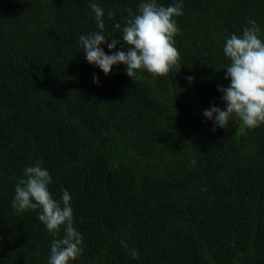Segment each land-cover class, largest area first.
I'll return each mask as SVG.
<instances>
[{
	"label": "trees",
	"instance_id": "obj_1",
	"mask_svg": "<svg viewBox=\"0 0 264 264\" xmlns=\"http://www.w3.org/2000/svg\"><path fill=\"white\" fill-rule=\"evenodd\" d=\"M92 3L119 38L141 0H0V264H49L38 210L12 207L37 161L54 197L72 196L83 236L73 264H264V123L203 116L225 107L226 40L250 19L264 39V0H183L176 65L135 80L86 61Z\"/></svg>",
	"mask_w": 264,
	"mask_h": 264
},
{
	"label": "clouds",
	"instance_id": "obj_2",
	"mask_svg": "<svg viewBox=\"0 0 264 264\" xmlns=\"http://www.w3.org/2000/svg\"><path fill=\"white\" fill-rule=\"evenodd\" d=\"M90 6L98 30L79 37V45L90 65L105 75L123 65L127 76L133 80L138 79L142 71L154 77L165 75L176 65L179 52L174 37L179 28L175 17L183 15V0L167 6L159 0H141L119 38H109L105 34L104 10L96 3ZM248 25L251 26H245L242 35L233 33L224 45L223 52L230 60L224 71L229 83L227 87L218 86V91L222 93L225 107L213 104L203 111V116L214 127L226 128L234 116L249 128L264 123V39L255 19H250ZM121 41L124 47L117 50ZM102 45L110 51L106 52ZM93 82L99 84L98 75L94 74ZM23 171L24 178L15 186L13 209L17 213L38 210L39 221L54 237L49 264H73L83 252V236L74 226L72 196L64 189L59 200L54 197L49 189L53 177L41 162L26 166ZM121 244L129 249L125 241ZM129 251L133 258L138 256L136 249Z\"/></svg>",
	"mask_w": 264,
	"mask_h": 264
}]
</instances>
